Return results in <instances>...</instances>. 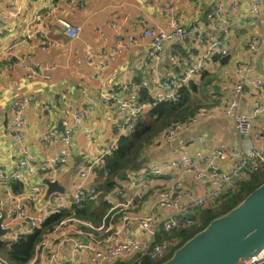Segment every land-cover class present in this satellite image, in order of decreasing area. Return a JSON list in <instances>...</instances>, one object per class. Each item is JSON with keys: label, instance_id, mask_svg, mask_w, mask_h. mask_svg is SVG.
Returning a JSON list of instances; mask_svg holds the SVG:
<instances>
[{"label": "built area", "instance_id": "2783aa9c", "mask_svg": "<svg viewBox=\"0 0 264 264\" xmlns=\"http://www.w3.org/2000/svg\"><path fill=\"white\" fill-rule=\"evenodd\" d=\"M68 1L83 5L82 0ZM231 7L233 10L239 8V1L233 0ZM260 7V0H250L252 18L259 16ZM222 10L223 3L215 1L210 5L205 21L183 27L176 19L172 1L166 0L160 12L167 19V29L152 27L142 16L133 17L135 35H127L120 31L116 22L111 23L115 29L114 42L110 49L107 46L101 48V68H109L118 55L133 50L137 46L135 37L139 35L146 41L143 62L147 73L138 83L117 81L115 87L100 93L98 98L87 97L92 105L102 103L114 107V134L109 141L99 146L87 165L77 171L70 187L63 185V192L46 195V181H57L61 185L60 179L65 174L69 160V145L87 110L65 114L59 123L45 121L38 137L39 142L44 145L59 143L61 147L54 155L38 160L24 142L25 109L33 97L10 102V119L4 130L16 142L17 159L12 169L0 165V216L4 213L0 227L10 228L9 232L0 236V241L11 244L21 236L43 229L51 215H62L56 224L45 231L32 257L25 264H143L144 257L152 263L165 261L182 243L177 232L200 225L203 210L216 208L240 190L242 182L264 171V125L253 133L254 121L264 116V79L253 74L254 57L264 44V33H261L245 41L248 57L236 63L235 76L230 83L231 92L222 99L221 111L231 119L238 133L246 137L254 134L259 143L247 140L240 146L237 143L222 142L212 146L207 153L175 145L170 148L174 157L161 164L126 170V178L142 177L146 171L162 177L176 170L190 175L201 187L207 183L203 191H197L177 179L157 189L154 193L156 207L148 215L129 211L141 203L144 195L142 190L135 191L124 202H113L106 195L104 200L108 207L97 222L81 218L73 211L76 205L81 206L86 200L97 201L100 192L93 180L97 175L96 169L102 167L104 157L115 150L120 136L134 130L139 116L158 102L177 103L179 90L183 86L194 84L196 77L216 69L228 56V39L237 21L222 16ZM17 12L9 8L7 15L13 16ZM47 16L50 18L51 14L48 12ZM55 22L68 41L77 39L83 30L81 24H73L61 17L56 18ZM9 30L15 29L10 27ZM36 34L40 37L41 50L61 45L58 39L47 36L41 29L26 30L5 47L0 42V63L8 61L11 67H21L29 79L50 80L54 65L19 57L13 52L18 45L27 43ZM102 39L106 42L107 37L102 35ZM91 59L92 55L86 52L82 60ZM81 62L78 60V63ZM110 75L115 77L116 72L111 70ZM142 89L149 96L148 100L140 99ZM248 91L254 96L253 105L247 112H238L239 102ZM58 96L59 99L63 98L61 93ZM43 109L49 111L50 107L45 104ZM213 112L211 108H198L184 121L169 125L155 138L153 144L170 143ZM88 133L91 131L88 130ZM226 162L230 165L223 167ZM35 177L43 179L32 182L31 179ZM14 183L21 185L20 191L13 190ZM124 186L123 181H118L112 189L113 194L118 195ZM131 226L144 235L139 237L129 233ZM239 262L264 264V245L254 254L242 257ZM0 264L12 263L0 255Z\"/></svg>", "mask_w": 264, "mask_h": 264}, {"label": "crops", "instance_id": "0c3cea01", "mask_svg": "<svg viewBox=\"0 0 264 264\" xmlns=\"http://www.w3.org/2000/svg\"><path fill=\"white\" fill-rule=\"evenodd\" d=\"M83 5H75L68 0H0V42L5 47L9 41L17 39L22 32L41 29L44 34L58 39L61 45L49 50L40 49V37L36 34L27 43H22L14 49V54L32 61L46 62L54 65L50 80L29 79L21 67H11L8 61L0 63V165L5 169H12L16 163V142L6 134L4 127L10 119L8 106L15 99L33 97L25 109L26 137L25 145L38 159L54 155L61 144H41L38 137L44 128V123L50 120L59 123L61 118L77 110H87L81 122L76 127L73 140L69 145V160L66 171L60 179L61 185L70 187L77 171L87 165L92 155L103 143L109 141L114 134L116 112L114 107L99 103L92 105L87 97L98 98L102 92H108L115 87L117 81L138 83L147 73L143 56L146 41L136 35L137 46L133 50L118 55L109 68L100 66L103 59L99 52L103 46L108 49L113 45L115 29L111 23L116 22L118 28L127 35H135L133 31V17L142 16L156 28L167 29V19L160 12V7L166 0H82ZM176 19L183 27H189L198 21L206 20V13L210 5L219 0H171ZM223 3L222 16L235 18L236 26L232 29L228 39L229 54L221 61L216 69L205 71L196 77L194 84L204 89V99L208 107L214 112L201 120L189 131L182 132L170 143L153 144L143 148L138 168L151 164H161L174 157L170 152L172 146H185L191 150L200 149L207 153L212 146L219 143H237L243 146L247 140L259 143L254 134L246 137L238 133L229 117L223 115L222 99L230 95V83L235 76V65L248 57L245 41L264 33V0H260V14L257 18L250 16V0H238L239 8L233 10V0H220ZM9 8L18 12L8 16ZM51 14L49 18L47 13ZM5 18H4V17ZM61 17L73 24L83 27L79 37L68 41L62 33L55 19ZM40 22V25L38 24ZM14 27V31L9 30ZM102 35L107 37L103 41ZM86 52L92 55L90 61H83ZM81 60V63H78ZM115 71L112 77L110 72ZM264 79V44L260 46L254 57V73ZM59 93L63 98L59 99ZM254 96L248 91L238 106V112L251 109ZM49 105V111L43 109ZM264 125V116L254 121L253 133ZM88 130L91 133H88ZM229 162L223 167H228ZM43 179V178H42ZM40 177L32 178V182H39ZM181 179L184 184L191 185L197 191H203L207 183L200 184L193 181L188 174L179 171H169L162 177H156L148 171L142 177L116 179L123 181L125 186L118 195L112 189L106 193L113 202H124L137 190L144 195L141 203L130 212L142 216L150 214L155 209L154 193L157 189ZM97 184V175L93 179ZM1 190V189H0ZM115 223L116 220L114 219ZM117 223H115V226ZM16 227H14L15 229ZM133 235L139 237L144 233L134 227H129ZM9 245V244H8Z\"/></svg>", "mask_w": 264, "mask_h": 264}, {"label": "trees", "instance_id": "16d2710c", "mask_svg": "<svg viewBox=\"0 0 264 264\" xmlns=\"http://www.w3.org/2000/svg\"><path fill=\"white\" fill-rule=\"evenodd\" d=\"M196 87L193 83L183 86L179 90L180 97L177 103L158 102L139 116L134 130L130 134L120 136L115 150L105 156L102 167L96 169L98 177L97 188L99 187L104 192H108L114 186L115 180L125 175L126 170L138 168L141 151L153 137L160 134L172 123L184 121L187 117L193 115L195 105L191 106V104L187 105V103ZM140 93L142 101L149 99L145 90L142 89ZM262 183H264V171L254 174L249 181L244 183L239 191L232 194L225 201L226 203L223 202L224 204L222 203L223 205L219 209L203 210L198 227L176 233L182 240L180 246L204 230L211 221L236 208L249 193ZM12 188L14 191H20L21 185L14 183ZM107 207L108 205L105 203V200L101 198L97 201L86 200L81 206L76 205L73 211L81 218L97 222L105 213ZM61 217L62 215L59 214L51 215L43 228L46 230L51 228ZM41 237V231L37 230L34 233L17 238L11 244L9 243V245L5 241H0V250L12 264H25L32 257L35 245ZM162 262L152 263L144 257L143 264H161Z\"/></svg>", "mask_w": 264, "mask_h": 264}, {"label": "water", "instance_id": "95a60500", "mask_svg": "<svg viewBox=\"0 0 264 264\" xmlns=\"http://www.w3.org/2000/svg\"><path fill=\"white\" fill-rule=\"evenodd\" d=\"M46 195L63 192L57 181H46ZM72 207L74 204L71 205ZM4 213L0 216V224ZM10 228L0 227V236ZM264 245V183L227 214L214 219L176 249L162 264H237Z\"/></svg>", "mask_w": 264, "mask_h": 264}, {"label": "rangeland", "instance_id": "374dc122", "mask_svg": "<svg viewBox=\"0 0 264 264\" xmlns=\"http://www.w3.org/2000/svg\"><path fill=\"white\" fill-rule=\"evenodd\" d=\"M204 99V89H203V86H202V84L199 86V87H196V89H195V91H193L192 93H191V97H190V99H189V102L187 103V105H189V104H191V106L192 105H195V107L193 108V112H195L198 108H200V107H208V104H207V101L206 100H203ZM159 135V134H158ZM157 135V136H158ZM157 136H155V137H153L151 140H150V142L146 145V146H148V145H150L151 143H152V141L157 137ZM146 146H144V147H146ZM142 152V151H141ZM253 176V175H252ZM251 176V177H252ZM251 177H250V179H251ZM250 179H248V180H246V181H244V182H242L241 183V185H240V189L242 188V186L244 185V183H246L247 181H249ZM97 184H98V182H97ZM98 190H99V192H100V194H99V196H98V198H97V200L98 199H101V198H103V199H105V197H106V193L107 192H104L103 190H101V189H99V187H98ZM239 191V190H238ZM225 201H227V200H225ZM226 203V202H225ZM224 204V203H223ZM223 204H220L219 206H217L216 208H214V209H219ZM213 209V210H214ZM56 224V223H55ZM54 225V224H53ZM52 227V226H51ZM195 227H198V225H195V226H193L192 228H190L189 230H191V229H193V228H195ZM44 229V228H43ZM41 231V236L45 233V231H46V229H44V230H40ZM41 239V238H40ZM40 239L38 240V242L40 241ZM37 242V243H38ZM37 243H36V245H37ZM35 245V246H36ZM179 248V247H178ZM177 248V249H178ZM0 255H4L3 254V252L0 250ZM170 257V256H169ZM168 257V258H169ZM162 263H164V262H162ZM161 263V264H162ZM237 264H240V262H238Z\"/></svg>", "mask_w": 264, "mask_h": 264}]
</instances>
